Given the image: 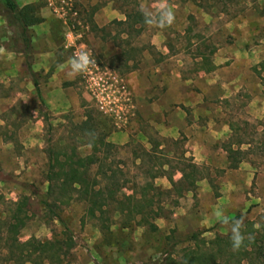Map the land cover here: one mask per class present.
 Listing matches in <instances>:
<instances>
[{"label":"rangeland","instance_id":"374dc122","mask_svg":"<svg viewBox=\"0 0 264 264\" xmlns=\"http://www.w3.org/2000/svg\"><path fill=\"white\" fill-rule=\"evenodd\" d=\"M109 2L122 17H125L122 11L132 8L143 7L156 13L168 7L174 11L175 20L163 29L148 25L141 33L119 24L118 20L103 27L92 24L95 7ZM38 8L40 15L49 13L52 18L51 41L56 60L49 71L37 64L40 58L36 55L45 52V38L30 32L32 42L35 40L33 73L39 81L41 96L24 56L13 50L22 48L21 42L13 41L17 32L0 16V264H11L9 252L19 254L9 242L13 234L9 233L8 223L16 222L14 215L25 220L18 235L21 242L31 239L42 243L61 242L62 250L58 253L42 254V264H181L184 255L191 250H211L210 243L217 237L230 241V226L220 223L217 212L231 220L243 218V231L246 237H251L246 238L243 249L247 241L257 244L254 249L248 248L252 250L250 256H236V251L229 249L234 256L220 259L219 264H239L240 261L241 264H264V110L257 114L246 112L251 100L245 86L236 97L223 101L213 99L215 104L222 102L229 109L226 118L232 128L222 138H215L213 131L208 130L207 135H203L204 152L197 154L195 162L196 158L186 154L192 147L186 148L188 138L184 135L183 139L172 140L161 136L156 126L141 116L137 98L138 93L146 91L150 95L146 100L152 102L158 93L168 89L167 84L162 86V83L177 88L179 77L175 78L172 70L183 79L201 73L217 78L218 75L213 74L217 70L214 62L219 61L223 63L220 68L237 61L235 66L222 71L219 81L238 72L241 80L251 87L250 92L261 95L264 0H73L76 16L59 15L46 0H40ZM58 21H63L73 33L75 43L86 45L102 70L126 85L131 102L126 106L121 101L112 105L119 114L100 110L91 84L82 74L75 80L62 79L67 101L61 92L45 99L44 87L52 72L62 60L72 57V51L65 47L67 32L57 29ZM244 47L250 49L248 58L232 60L229 55L236 48ZM220 48L224 51L219 57ZM107 50L111 51L109 55L105 54ZM224 52L229 53V62L223 59ZM143 60H147L148 65L153 60L160 70L171 73L170 76L162 73L164 79H156L160 83L154 87L156 89L152 88L151 78L142 83L129 75ZM202 87L210 89L215 96L222 91L218 84ZM190 89L198 91L195 84H191ZM89 115L98 123V129L107 133V141L115 145L111 151L98 154L102 161L106 160L104 164L92 167L91 172L98 177L100 187H117L114 182L108 183L98 176L101 164L108 175H116L121 200L124 195L135 194L139 199L142 189L153 183L161 193L156 195L153 207L162 208L160 217L149 218L142 226L138 223L140 216H122L121 205L114 203L103 218H99V214L92 218L87 213V203L75 198L70 204H64L59 187L54 185L51 190L48 181L51 159L58 157L65 161L76 155L91 154V139L80 127ZM213 116L214 119L223 117L221 112ZM162 119L161 116L154 118L158 122ZM121 131L130 134L127 143L115 140ZM229 147L240 150L241 154H235L226 162L221 155ZM226 154L229 158L228 152ZM207 157L209 163L199 165L206 177L204 186H198L192 193L185 191L186 185L173 187L163 177L167 174L179 180V171L186 165L184 158L202 163ZM225 166L226 169H222ZM240 167L247 169L240 170ZM154 175L159 177L153 179ZM227 182H234L236 188L231 190ZM194 234L197 238L190 239ZM49 255L53 258L45 259ZM37 257L35 254L34 259Z\"/></svg>","mask_w":264,"mask_h":264},{"label":"trees","instance_id":"16d2710c","mask_svg":"<svg viewBox=\"0 0 264 264\" xmlns=\"http://www.w3.org/2000/svg\"><path fill=\"white\" fill-rule=\"evenodd\" d=\"M130 2L131 0H127ZM126 20L119 22L121 25H126L129 29L141 33L142 30L148 26L144 23V18L141 14L140 8H132L124 11ZM0 16L3 17L8 26L15 30L16 36L13 39L15 44L22 43V48L13 49L15 52L24 56L26 61V66L31 74H33L34 85L37 89L39 96H41L40 84L35 74L33 73V46L31 39V28L43 22V19L38 15V10L35 5H26L21 7L17 0H0ZM215 69V67H213ZM212 69V70H213ZM97 122L89 115L88 120L83 122L80 127L85 132L91 141L90 146L92 152L86 157H80L79 155L68 158L65 161H60L57 157L51 159V165L48 175V181L50 183L51 190L54 185H57L60 189L59 193L63 197L64 204H70L75 198L87 203V213L92 218H96L99 214V218H103L107 213V208L112 204L116 203L121 205L119 212L122 216L128 215L130 218L135 217V215L140 216L139 225L147 224L149 218L155 219L161 216L162 208L154 209L155 197L156 195H161L159 189L152 183L148 184L142 189L140 193V198L137 199L135 195H124L121 199L118 198L121 186L119 181H117L116 175H108L102 166L99 167L100 176L102 179L107 180V182H114L117 186L115 189H110L107 187H100V182L98 177L93 175L91 172L92 167L100 163L106 162L104 159L99 157V153L104 151V153L111 151L115 148V145L107 141V133L101 131L97 127ZM229 154V159L235 154H241L240 150H234L232 147L226 149ZM141 159V158H140ZM186 162L185 167L179 172L181 173V178L175 180L174 176H166L171 185H186L185 191L193 192L197 189V183L202 179L206 178L202 168L194 163L192 159L184 158ZM142 162V159H141ZM58 167V171H56ZM233 168H237L233 167ZM159 176L154 175L153 179ZM153 195L150 196V193ZM181 194V193H180ZM21 211V208L18 210ZM17 211V213H18ZM12 219V218H11ZM13 219L15 223H8L9 233L13 234V237L9 240L11 248L15 247L19 254L11 251L9 252V261L11 264H25L27 261H33L35 264H42L41 257L42 254H48L51 251L53 253H58L62 250L61 242L56 241L52 243L47 241L42 243L36 239H31L27 242H21L18 238L20 229L25 225V220L20 219L19 215H14ZM61 220V219H60ZM61 222H63L61 220ZM109 229V227L107 228ZM197 234H194L190 239H196ZM211 250L206 251H196L191 250L184 255L181 264H219V260L224 258L230 259L234 256V253H229L232 251L231 242L227 239L217 237L215 241L211 243ZM247 247H243L236 251V256H250L252 250L257 247L256 242H246ZM261 251L263 248H260ZM263 252H261L262 254ZM35 254H38L37 259H34ZM51 254V253H50ZM262 256V255H261ZM53 258L52 255L45 257V259ZM50 260V259H49ZM52 260V259H51ZM241 262V261H240ZM238 262L239 264H241ZM146 264V263H143Z\"/></svg>","mask_w":264,"mask_h":264},{"label":"crops","instance_id":"0c3cea01","mask_svg":"<svg viewBox=\"0 0 264 264\" xmlns=\"http://www.w3.org/2000/svg\"><path fill=\"white\" fill-rule=\"evenodd\" d=\"M17 2L21 7L26 5H35L38 10V15L43 19L42 23L35 25L31 28V33H35L38 38H45V40H43V43L45 42V52L37 54L36 56L37 58H40V61L37 60V64L40 63V65H42L41 68H44L45 70L49 71L50 66H52L56 61L54 50L55 47L52 46L51 41L54 28L51 23L52 18L49 16V13H45V15L39 14L38 3L40 2V0H17ZM122 14L123 16H125V13L123 11ZM113 20H118L122 22L126 20V17H122L119 12L115 11L112 8L111 2L105 4L103 7H95V12L91 18L92 24L98 25L99 27H103L108 23L112 22ZM57 29L60 31L62 29L64 32H67L66 43H72L73 33H71V31H68L63 21H58ZM32 44L34 46V39ZM65 45H63V48ZM246 49V47L241 49L236 48L233 53H231L232 55L229 56L232 57V60L239 58H241L242 60H246V58H248L249 56L250 50ZM223 51L224 50L222 48L219 49V57L221 56ZM110 52L111 51L107 50L105 54L109 55ZM228 54L229 53L226 54V52L223 53V59L225 60V62H229L231 60V58L227 57ZM68 61L69 59L62 60L61 63L57 66V68H55V70L52 72L53 74L49 77L48 83L45 84L44 87L45 99H50L53 94H55V92H57L58 95H60L61 92V95L66 98L64 99V101H67V91L63 88L62 79L68 77L69 80H75L77 76H73L70 74V64L68 63ZM150 62L151 63L148 65L147 60L141 61V63L139 64V68H137V70L131 71L129 75L131 76V78H138V80L142 83L145 81L149 82L151 78L153 86L152 88H154L157 84H160L156 81V79H158L159 77L164 79L165 74L162 76V73H167L169 74L168 76H170L171 73H169L170 71L168 70H160L159 66L155 65V62H153V60ZM220 62L221 61L214 62L215 66L217 67V70L213 72V74H217V78L213 77L212 74L208 75L206 73H201L199 76L183 79L181 78L180 73H178L176 70H172L173 74L175 75V78L179 77V82H177L178 84L175 85V87L177 86V88H172V86L168 83H162V86H165L167 84L166 86H168V89L165 92L158 93L157 97L153 99L152 102L146 100L147 97H150V95L146 91L137 94L138 108L143 119L150 120V122H152L156 126L161 136L165 138L178 140L183 139L185 135L188 138L186 146L187 150L189 146H192L191 149L186 152V154L196 158L195 162H197L198 159L197 154L204 152L202 148L204 145L203 135H207L208 130L211 129L213 131V134L216 135L215 138H218L217 136H219V138H222L223 136H226L227 131L232 128L229 119L226 118L229 109L224 107L222 105V102L219 103L220 105L215 104V102L212 101L213 99L216 100L217 98L223 101L224 99L236 97L238 92L242 88H244L243 86H245L247 92H249L248 94L251 100L250 104L246 107V112L249 114H257L261 112L262 109L264 110V87H262L261 89V95H254L252 92H250L251 87L249 86V84H247V81H242L241 76L240 74H238V72H236L233 77L224 79L225 81H219V75L222 73V71L235 66V62L237 61H235L234 63L231 62L228 67L224 68H220V65L223 64ZM191 84H195V86L198 88V91H193L192 89H190ZM215 84H218V86L222 90L216 96L213 92L210 91V89L205 90L202 87L204 85L212 86ZM258 86H262L260 85V82ZM215 112H221L223 117H220L219 119H214L213 113ZM165 115L166 117H164ZM159 116L163 118L162 121L160 120L158 122L157 120H154V118ZM191 130H195L196 132H194L193 135H188L187 132H191ZM203 130H205L204 134H202ZM117 139L120 140L122 143H127L130 140V134L121 131L120 134L115 137V140ZM226 153L227 152H223L221 158L225 159L226 162H229V158L227 157ZM201 162L202 163L198 162L196 164H208L209 157L203 159V161ZM243 168L240 167V170H243ZM222 169H226V166L222 167ZM244 169L246 170L247 168L245 167ZM163 177L167 179L166 176ZM205 181L206 178L199 181L197 183V187L202 185L204 186L203 183ZM235 185L236 184L234 182H227L226 184V186H229L231 190L236 188Z\"/></svg>","mask_w":264,"mask_h":264},{"label":"built area","instance_id":"2783aa9c","mask_svg":"<svg viewBox=\"0 0 264 264\" xmlns=\"http://www.w3.org/2000/svg\"><path fill=\"white\" fill-rule=\"evenodd\" d=\"M51 7H54V11L59 15L66 16L70 14L72 16L77 15V11L73 9V0H46ZM56 3L59 4L56 5ZM80 40L81 36H77ZM66 48L72 51L74 54L86 53L91 59L95 61V65L91 66L89 71L82 73V78L91 84L93 95L97 99V105L100 110L106 113L119 114V111L112 107L116 102L122 103L126 106L127 103L131 102V98L127 93L126 85L114 76L109 75L106 71L102 70L98 59L83 43H72L66 45ZM108 76V77H107ZM95 87H94V86ZM118 116V115H117Z\"/></svg>","mask_w":264,"mask_h":264},{"label":"clouds","instance_id":"9594fccd","mask_svg":"<svg viewBox=\"0 0 264 264\" xmlns=\"http://www.w3.org/2000/svg\"><path fill=\"white\" fill-rule=\"evenodd\" d=\"M146 25H156L160 28H166L173 24L175 20L174 11L168 7L160 8L156 13H153L143 7L140 9ZM70 64V74L75 76L89 71L91 66L95 65V61L86 53L74 54L68 61ZM216 216L222 225L230 226V242L233 251H239L245 244V240L251 239L246 237L243 229L245 228L243 218L231 220L224 216L222 212H217Z\"/></svg>","mask_w":264,"mask_h":264}]
</instances>
